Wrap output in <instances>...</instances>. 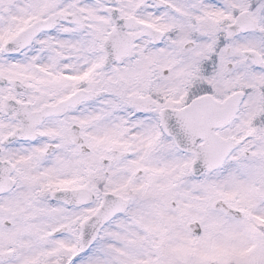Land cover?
I'll use <instances>...</instances> for the list:
<instances>
[{"label": "snow or ice", "instance_id": "obj_1", "mask_svg": "<svg viewBox=\"0 0 264 264\" xmlns=\"http://www.w3.org/2000/svg\"><path fill=\"white\" fill-rule=\"evenodd\" d=\"M0 264H264V0H0Z\"/></svg>", "mask_w": 264, "mask_h": 264}]
</instances>
